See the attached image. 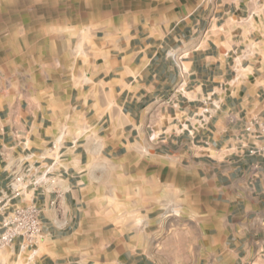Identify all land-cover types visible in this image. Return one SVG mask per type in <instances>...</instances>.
<instances>
[{
	"label": "crops",
	"instance_id": "0c3cea01",
	"mask_svg": "<svg viewBox=\"0 0 264 264\" xmlns=\"http://www.w3.org/2000/svg\"><path fill=\"white\" fill-rule=\"evenodd\" d=\"M49 8L40 31L74 33L69 51L32 90L0 89V188L31 168L43 235L0 264H264V161L235 140L264 120V0H83L63 22ZM170 48L188 53L182 97Z\"/></svg>",
	"mask_w": 264,
	"mask_h": 264
},
{
	"label": "rangeland",
	"instance_id": "374dc122",
	"mask_svg": "<svg viewBox=\"0 0 264 264\" xmlns=\"http://www.w3.org/2000/svg\"><path fill=\"white\" fill-rule=\"evenodd\" d=\"M40 1L50 7L48 10H59L63 22L68 19V11L83 0H0V89L14 94L32 90L40 82L38 69L45 67L47 71L54 53L68 52L70 40H75L72 32L40 31ZM53 40L58 42L55 47ZM82 50L78 47V56ZM116 182V178L110 179L109 208L103 209L110 221H115L118 211ZM25 255H20V262L25 261Z\"/></svg>",
	"mask_w": 264,
	"mask_h": 264
},
{
	"label": "built area",
	"instance_id": "2783aa9c",
	"mask_svg": "<svg viewBox=\"0 0 264 264\" xmlns=\"http://www.w3.org/2000/svg\"><path fill=\"white\" fill-rule=\"evenodd\" d=\"M188 53L181 48H170L165 57L176 72L173 94L182 97L188 88L190 71L185 66ZM201 112L197 114L200 129L206 130L212 117L220 111V104L211 96L201 100ZM236 149L264 161V120L249 118L235 138ZM255 142H261L256 145ZM40 184V179L31 177V168L9 173L6 185L0 188V254L9 245L18 242L19 255L30 252V260L36 252V244L43 235L42 209L35 196L27 199L29 191Z\"/></svg>",
	"mask_w": 264,
	"mask_h": 264
}]
</instances>
